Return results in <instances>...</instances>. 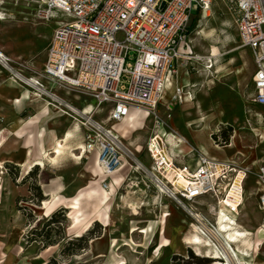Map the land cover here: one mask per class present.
I'll return each instance as SVG.
<instances>
[{"label":"built area","instance_id":"obj_1","mask_svg":"<svg viewBox=\"0 0 264 264\" xmlns=\"http://www.w3.org/2000/svg\"><path fill=\"white\" fill-rule=\"evenodd\" d=\"M244 46L253 56L255 72L253 101L264 107V0H226ZM214 0H47L39 11L44 20L58 19L48 47L42 75L65 88H77L91 95L96 105L80 108L40 80L27 76L13 60L0 54V65L18 83L43 97L59 114L70 117L85 129L86 153L97 152L106 176L119 170L126 160L149 178L160 195L174 200L208 232L201 209L213 216L225 211L240 212L244 202L246 167L233 160H218L200 154L197 165L178 167L161 157L163 140L155 136L149 152V168L114 130L130 108L155 109L169 75L179 59H190V22L198 13L208 15ZM164 3V5H163ZM63 16V19L59 17ZM65 18V19H64ZM174 98L183 99V90ZM104 104H112L107 122L95 116ZM91 111V112H89ZM1 122V121H0ZM160 122V120H156ZM114 123V124H112ZM137 161L140 163L137 164ZM259 206L264 227V163L259 167ZM110 187L109 181L103 188ZM205 222V223H204Z\"/></svg>","mask_w":264,"mask_h":264},{"label":"rangeland","instance_id":"obj_2","mask_svg":"<svg viewBox=\"0 0 264 264\" xmlns=\"http://www.w3.org/2000/svg\"><path fill=\"white\" fill-rule=\"evenodd\" d=\"M46 1L0 0V11L5 16V20L0 21V49L3 48L13 60L15 59L17 67L28 75H40L43 72L45 49L50 33L56 25L54 21H45L39 14ZM59 18L63 19V16ZM189 30L188 52L191 58L186 59L172 74V85L166 91L164 99L157 104L156 116L144 119L147 125L145 130L139 129L132 132L128 138L123 139V142L127 145L125 139H129V146L134 148L136 159L142 163L148 162L143 164L150 169L149 143L151 138L158 134L155 126L162 124L166 132L184 139L185 142L180 149L183 152L186 143L189 149V153H185L186 158H197L202 153L209 154L204 149L201 150L199 144L203 142L209 145V152L215 157L219 159L231 157L238 164L248 168L244 202L238 218L243 227L255 232L254 237L257 238L258 229L261 227L260 185L257 173L264 163V107L253 101L255 89L252 52L243 45L235 15L226 0H214L208 15L200 13L195 15L190 22ZM185 84L193 88L191 94H186L190 102H185L184 98L178 101L174 97L172 99L173 94L181 90ZM88 101L93 103L90 98ZM104 105L102 106L105 107L104 113L101 115H106L108 110V105ZM170 106L172 109H169ZM203 117H205L204 121L201 120ZM157 118L160 120L159 123L156 122ZM190 121L192 125L190 123L191 127H188L187 123ZM80 126L85 136V129L81 124ZM223 130L230 134L227 144L220 142L222 140L220 133ZM134 133L141 136V141L139 136L133 137ZM214 134H218L217 137ZM161 137L164 141L167 140L165 143H168V152L171 153L173 149L169 150L171 145L168 138L163 135ZM81 141H84L83 138ZM212 143L219 145L222 149H216ZM142 151H144L142 154H137ZM79 152L80 150L74 151L76 154ZM129 161L132 164L126 163L118 171L119 174L133 168L130 165L134 166V171L137 170L134 161ZM8 164H12L13 167ZM90 165L89 157H85L78 168L74 167L75 170H72L77 172H71L66 176L65 182L72 187L66 197H73L78 191L88 186L91 174L87 167ZM51 174L52 171L47 168L46 162L29 168L20 167L14 163H3L0 167V255H6L2 257L5 261L0 264H42L41 254L47 242H56L52 245L55 249L46 255L47 262L52 259H56L58 264L82 262L74 261L72 255H62V250L68 241L75 238L69 229L71 223L69 209L65 214L66 218L58 225L60 230L54 228L50 238L35 237L33 234L34 230H48L45 223L51 216L42 215L40 206L43 200L36 197V186H40L43 193L40 183L47 181ZM127 190L119 191L116 197L115 190L109 191L110 204L113 205L111 234L117 239L129 235L128 225L135 219L133 214L136 212L132 213L128 207V203L133 201V196L127 195ZM130 196L132 198H129ZM139 211L137 219L144 220L149 216L147 211ZM155 223L154 221L149 223L151 232L154 230ZM213 224L208 223V226L205 223L207 227H212ZM138 227L136 223H133L132 232H140L141 229ZM188 231L189 228L186 232ZM137 234H133L134 241H138L135 238ZM31 238L36 239L31 240ZM165 241L170 240L165 238L162 244ZM122 244L123 241H118L116 251H125L126 247ZM162 244L157 246L155 253L161 249ZM166 245L170 246L169 243ZM185 246L195 251L188 244ZM201 251H205L204 247H201ZM251 251L256 255L261 252L264 256V237L260 246ZM170 255V252H166L164 258L156 264H169ZM221 260H216L213 264H223L224 260Z\"/></svg>","mask_w":264,"mask_h":264},{"label":"crops","instance_id":"obj_3","mask_svg":"<svg viewBox=\"0 0 264 264\" xmlns=\"http://www.w3.org/2000/svg\"><path fill=\"white\" fill-rule=\"evenodd\" d=\"M45 21H54L56 25L49 36L47 47L45 49L44 64L47 59L49 44L59 24L57 18ZM10 58L11 60H13L12 57ZM185 60L186 59H179L175 63L176 71ZM13 62L15 64L14 60ZM26 75L40 80L43 84H45L47 88L55 91L60 96L66 98L80 108L91 110L96 104L95 99L91 95L86 94L84 91L77 88H65L58 85L57 83L51 82L50 80L44 78L42 73L40 75ZM170 77H172V75L168 76L166 86ZM27 88L29 87L22 85L14 80L9 72L0 65V160L2 161V164L14 163L24 168H27L28 165H36L37 162L41 161L43 162V164L45 162L47 163V168L52 171V174L47 179V181L40 183L44 193L43 195L45 196V199L42 201V204L40 206L42 215L44 217H50L56 210L61 207L69 209V217L71 219L69 229L70 232H72L73 236L83 235L93 226L95 221H98L102 224L104 229H102L101 235L91 239L89 247L84 250V252L81 251L78 254L72 255V259L74 261L81 260L82 262L80 264H156L164 258L166 252H170L171 257H169L168 260L169 264H171L173 255L179 254L186 256L189 249L185 246L186 244L182 242V238L191 234V224H198L196 220H194L180 206H178V204L174 200L167 196L160 195L153 185L147 187L144 181L149 182V178L142 172H139L140 170H135L138 171L135 172L133 170L134 166L133 168L126 170L124 173L122 172L119 174L118 170L113 175L108 177L104 174L103 168L98 161L97 152L86 153V151L84 150L83 158H81L80 160L74 158L71 154V151L74 148L75 144L83 142L81 144L84 145L85 149V136L83 128L79 123L75 122L66 115L59 114L49 105V110H45V99L43 97H38V95L35 94V92L31 88ZM25 90L30 91V96L27 99L23 98ZM181 90H183V98L185 99L184 101L190 102V100L186 97V94H191L193 88L190 85L185 84L184 86H182ZM178 91L179 90H177V92ZM176 93L173 94L172 99L176 95ZM88 98H90L94 104L89 103ZM161 101L162 100H159V102ZM107 105L108 110L106 115H101L104 113L103 107V109L101 108L99 111L95 112L96 118L105 122H107V118L110 114L109 111L113 106L112 104ZM141 109L142 108H131L129 119L127 120L128 122H125L124 124H128L129 121H133L135 123L139 112H144V110ZM169 109H172L171 106L169 107ZM151 117H153L152 114H150V118ZM190 123L192 125V122L190 121L187 123L188 127H191ZM116 124L117 123L114 124V127ZM144 124L146 125L145 120ZM120 125L121 124L118 123V130L123 129ZM78 126L80 129L78 128ZM155 127L157 129L158 135L160 137L161 135L164 136L163 133L164 131H166L164 126L160 124L156 125ZM69 131L72 132L73 137L66 141V143H69L67 144L68 146L66 147V149H63L62 153L59 156H55L56 153L53 152L55 148V140H64L66 134ZM137 133H134L133 137L136 138L139 136L141 141V136L135 135ZM81 138H83L84 141H81ZM125 140L128 143L127 146L134 152V148L129 146V139ZM165 141L163 140L161 153H164V156L166 155V160L173 162L178 167L184 165L195 167L197 165L198 157L186 158L185 153H189V149L186 143L184 144L183 152H178L177 150H175L176 153L170 156ZM199 145L202 151L204 149V151L209 153L207 154L209 157H213L218 160L235 161L231 157L219 159L210 154L209 145H205V143L203 142H201ZM212 145L214 146L213 143ZM45 148L50 152V155L52 157L51 159L47 157L45 158V156L43 155L42 149L44 150ZM74 151L75 150H73V153ZM143 152L144 151L137 154H142ZM76 155H79V153ZM85 157H89V160L91 161V165L87 167L89 173L91 174L90 182L87 187L78 191L73 197L68 198L66 197V194L70 193L72 187L65 182L66 176H68L72 172V170H75L74 167L78 168ZM38 158H40L41 160H39ZM52 159L54 160L52 161ZM143 163L147 164L148 162L146 163L145 161H143ZM149 164L150 167L154 164L152 156L151 163ZM104 181L110 182V187L108 189L103 188ZM124 189H130L126 191V194L132 195L133 198H135L133 199L131 196L129 197L133 200L128 203L129 209L132 210V213L134 211H138V214H133L135 219L128 225L129 235L124 238L117 239L116 237H112L111 234L113 226L111 222L113 205L110 204L111 194L109 193V191L115 190L116 197L118 192ZM45 204H47V206L49 207L48 215L43 214V207L45 206ZM139 210L147 211L149 213V216L144 220L137 219V215H139L140 213ZM220 212H223L226 218H235L239 215H233L223 210ZM260 212L262 220L261 209ZM201 213L203 218L208 221L207 224H213L215 222L216 216H213L207 210L201 209ZM151 221L156 222L155 226L153 227V232L149 230V223ZM133 223H136V225L139 226L138 228L141 229L140 232H132ZM188 228L189 231L186 232ZM134 233H138L135 236L138 241H134ZM207 233L209 234L210 230H208ZM165 238H169L172 243L171 246H165L161 250L160 254L156 255L155 250H157V246H160L163 239ZM118 241H123L122 245L126 247L125 251H116ZM188 245L189 247H193L196 252V248L193 245ZM52 249H55V246L50 245L49 247H46L44 249L41 254V259H43L42 264L47 263L46 255L49 254ZM251 254L254 258H252V260L248 264H264V256L261 252L259 255L253 254V252ZM5 256L6 255L4 254L0 255L1 263L5 261L4 259H2V257ZM216 260L222 261L221 259ZM231 264L236 263L234 260H231Z\"/></svg>","mask_w":264,"mask_h":264},{"label":"bare ground","instance_id":"obj_4","mask_svg":"<svg viewBox=\"0 0 264 264\" xmlns=\"http://www.w3.org/2000/svg\"><path fill=\"white\" fill-rule=\"evenodd\" d=\"M1 20H5V16H3V12L0 11V21ZM0 54L7 56L5 54V52L3 51V49H0ZM8 58H10V57H8ZM14 61H15V59H14ZM171 85H172V77L169 78L166 89L163 92V95H162L160 100H163L164 94L171 87ZM29 96H30V91L25 90V92L23 94V98L27 99ZM48 105H49L48 102L45 100V103H44L45 110H49ZM141 110H144V112H139L135 123L133 121L132 122L129 121L128 124H124L125 122H128L127 120L129 119L130 110L127 112L126 116L121 121L117 122V124L114 127V130L119 135V138H121L123 140L124 138H128L132 132L145 128V124H144L143 119L148 118L150 116V114H149L148 109H141ZM89 112H91V111H89ZM204 119H205V117L201 118L202 121ZM118 123L121 124L120 126L123 128L122 130L117 129ZM78 128H79V126H78ZM76 130H78V129H76ZM163 134H164V136H166V138H168V142L171 145L170 148L173 149V151L171 153H169V155L171 156L172 154H175L176 153L175 150H177L178 152H181L180 148H181V145L185 142L184 139L182 137H178L177 135H175L173 133H168L166 131H164ZM157 136H158V138L160 137L159 135H157ZM71 137H73V134L71 131H69L66 134V137L64 140L63 139L62 140L61 139L55 140V148L53 151L56 153L55 156H59L62 153L63 149H66V147L68 146L67 144H69V143H66V141L69 140ZM154 146H155V136H153L151 138V141L149 143V147L154 149ZM214 147L217 149H221V147L217 144H214ZM170 148H169V150H170ZM73 150H80L79 155H76L75 153H73ZM84 150H85L84 145L79 142V143L74 145V148L72 149L71 154L74 158L80 160L84 156ZM159 151H160V153L162 152L160 149H159ZM42 153L45 156V158L46 157L50 158V159L52 158L50 155V152L46 148L44 150L42 149ZM135 154H136V152H135ZM156 156H157V159L160 160L162 158H165L166 155L164 156V153H161V157H159V153H156ZM38 159L41 160L40 158H38ZM54 159H55V157H54ZM54 159H52V161ZM41 163H43V162L42 161L37 162L36 164H41ZM126 163L132 164V163H130L129 160H126L125 164ZM139 163L140 162L137 161V164H139ZM1 166H2V161L0 160V167ZM30 166L28 165L27 168H29ZM123 166L119 170H121L123 168ZM130 166L133 167L132 165H130ZM48 212H49V207L47 206V204H45V206L43 207V214L48 215ZM135 212L137 214V211H135ZM207 225H206V227H207ZM191 228H192L191 234L183 237L182 242L184 244L193 245L196 248V252L198 254H204L205 256H209V257L216 258V259H223L224 260L223 264H231V260H234L236 264H248L252 260V258H254L251 254V252H252L251 250H253L255 248L257 249V247L260 246L261 241L264 237V227L261 226L258 229L259 235L257 238H255L254 237L255 232L243 227V225L239 222L237 216L235 218H226L225 214L223 212L217 213L216 218H215V223L212 225V227H207V229L210 230L211 235L208 234L207 232H202L201 226H199L196 223H192ZM168 243L171 246V244H172L171 241H169V242L165 241V242H163L161 249H159L155 254L159 255L160 251L165 246H167L166 244H168ZM201 247H204V249H205V251H203V253L201 251Z\"/></svg>","mask_w":264,"mask_h":264},{"label":"trees","instance_id":"obj_5","mask_svg":"<svg viewBox=\"0 0 264 264\" xmlns=\"http://www.w3.org/2000/svg\"><path fill=\"white\" fill-rule=\"evenodd\" d=\"M218 134H214L215 137H217ZM220 136L222 137V144H227L230 139V134L223 130L220 133ZM8 166L13 167L12 164H8ZM31 173H29L30 175ZM26 179V178H25ZM37 195L36 197L39 200H44L45 196L43 195L40 186H36ZM67 212V208H61L57 211H55L49 220L45 223L46 228L48 229L45 233L44 230H34L33 234L35 237L41 236L46 237L47 239L50 238L51 231L56 228L58 231L60 230V222L66 218L65 214ZM95 225L86 231L81 236H75L74 239H71L68 241V243L65 245V247L62 250L63 256H71L80 253L83 250H86L89 247V241L97 236H100L102 233L103 226L100 222L95 221ZM55 226V227H54ZM45 228V227H44ZM36 238H31V240H35ZM56 242H47L44 247H49L50 245L55 244ZM216 261V259L205 256L203 254H197L192 248L188 250V253L186 256L175 254L172 256L171 264H213ZM46 264H58L56 259H52Z\"/></svg>","mask_w":264,"mask_h":264},{"label":"water","instance_id":"obj_6","mask_svg":"<svg viewBox=\"0 0 264 264\" xmlns=\"http://www.w3.org/2000/svg\"><path fill=\"white\" fill-rule=\"evenodd\" d=\"M163 5H164V3H163Z\"/></svg>","mask_w":264,"mask_h":264}]
</instances>
